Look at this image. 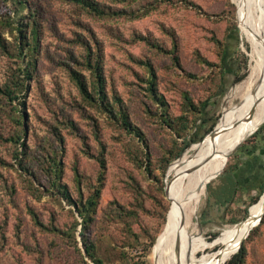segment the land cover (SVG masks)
<instances>
[{
	"label": "rangeland",
	"instance_id": "374dc122",
	"mask_svg": "<svg viewBox=\"0 0 264 264\" xmlns=\"http://www.w3.org/2000/svg\"><path fill=\"white\" fill-rule=\"evenodd\" d=\"M88 1L0 0V264H161L167 187L220 141L223 102L252 66L246 0ZM256 15L264 22V0ZM240 141L193 193L202 264H219L248 214V200L216 205L210 189L264 155V117L231 147ZM73 202L91 217L85 230ZM242 241L244 264H264V220Z\"/></svg>",
	"mask_w": 264,
	"mask_h": 264
},
{
	"label": "bare ground",
	"instance_id": "6f19581e",
	"mask_svg": "<svg viewBox=\"0 0 264 264\" xmlns=\"http://www.w3.org/2000/svg\"><path fill=\"white\" fill-rule=\"evenodd\" d=\"M260 5L261 0H246L242 4L247 32L252 42L253 63L249 72L231 89L223 102L220 122L223 135L220 141L202 158L191 163L167 187L168 198L172 202L171 233L161 264H196L192 242L196 232L193 218L197 213V206L193 202L194 190L198 188L200 194L204 193L208 179L222 170L227 155L238 142L231 147L232 143L256 120L264 117V22H259L256 15ZM202 147L201 145L194 153H199ZM216 166L218 167L210 175ZM260 215H264V192L249 207L247 217L230 228L234 241L225 248L222 254L223 263L231 252L237 250L239 243L249 234ZM162 238L160 236L156 243Z\"/></svg>",
	"mask_w": 264,
	"mask_h": 264
},
{
	"label": "trees",
	"instance_id": "16d2710c",
	"mask_svg": "<svg viewBox=\"0 0 264 264\" xmlns=\"http://www.w3.org/2000/svg\"><path fill=\"white\" fill-rule=\"evenodd\" d=\"M71 1H73V2H75L77 4H79V5L80 4H84L86 2V0H71ZM87 5L92 6L94 4H93L92 1L89 0L87 2ZM238 16H239V13H238V9H237V20H238ZM29 20H30V18H28V20L24 21V23L22 22V24L26 25L27 23H29ZM34 22H37L36 19L32 20V23H34ZM219 45H220L219 56L221 58L222 55L224 54V50H225L224 46H225V44L223 42L219 41ZM156 47L159 48V46H156ZM214 67H217V70H222V63L220 62V60H219V63H216L214 65ZM92 68L94 70L96 83H97V94L98 95H101V94L104 95V82H105V80H104V75L102 73V60L99 59L98 54L96 56V59L94 60ZM154 77L155 76H154V74L152 72V76H151V79L149 81L150 90H153L155 88ZM243 77L241 79H243ZM79 86H80V88L82 90L85 91L84 83L80 82ZM218 90H219V88H218ZM218 90H217V92H218ZM189 140L190 139L184 141L182 147L179 148V151H177V155H179L182 152V150L189 145V143H190ZM231 171H232V168L226 167L224 169L223 173L220 176L221 181L218 183L217 186H213L210 189V191L212 192V196L214 197L213 203H215L216 205L227 206V204L231 203V201L234 199V197L236 195V184H235V180H234V178L232 176ZM208 181H207V183H208ZM99 192L100 191L97 190L95 195L98 196ZM263 192H264V184L262 185L260 190L255 195H253L252 197L249 198L247 203L250 204V205L256 203L259 200V198H260V196L262 195ZM94 198L95 197H92V199L91 198L88 199V203L93 204L94 201H92V200H94ZM73 204L76 206V210L79 212V215L82 217V227H83V230H85V228L89 225L91 217H90L88 212L85 213L86 209H83L84 212L81 210V208L79 206L82 207L83 206L82 204H79V203L77 204V203H74V202H73ZM244 212L247 214L249 212V208H248V210H247V208H244ZM247 215H245V218L247 217ZM263 220H264V215L261 217V220H260L259 224H261L263 222ZM237 221L234 220V222H237ZM236 224H238V223H236ZM168 227H169V225H168ZM81 232H82V236H83V231H81ZM83 241L85 242V239H83ZM152 243H153V241H150V245ZM83 248H84V251H85V253H86V255L88 257H91L93 255L92 249H91L92 248V244L84 243L83 244ZM219 250L214 252L216 254L212 257V261L213 262H216L218 260V258L221 261L222 254L224 252V248H223V250H221V254L219 253ZM245 256H246V248H245L244 242L242 241L240 246H239V248H238V250L235 253H233L231 255V257L224 262V264H244ZM195 261H196L197 264H202L203 263V261L199 260L198 258H196ZM220 261H219V264H220ZM95 262H96V264H102V262L99 259L95 260Z\"/></svg>",
	"mask_w": 264,
	"mask_h": 264
},
{
	"label": "crops",
	"instance_id": "0c3cea01",
	"mask_svg": "<svg viewBox=\"0 0 264 264\" xmlns=\"http://www.w3.org/2000/svg\"><path fill=\"white\" fill-rule=\"evenodd\" d=\"M252 140L253 139L248 140L245 144ZM237 167V164L233 165L231 171L236 184V195L231 203L235 200H239L240 202L247 201L260 190L264 184V155L262 154L256 157L248 164V173L246 176L240 177L236 175L234 172L237 170Z\"/></svg>",
	"mask_w": 264,
	"mask_h": 264
},
{
	"label": "water",
	"instance_id": "95a60500",
	"mask_svg": "<svg viewBox=\"0 0 264 264\" xmlns=\"http://www.w3.org/2000/svg\"><path fill=\"white\" fill-rule=\"evenodd\" d=\"M213 131H214V129L209 133V134H212L213 133ZM246 137H244L243 139H242V141L245 139ZM242 141H240V142H238L237 143V145L232 149V151L227 155V158H228V156L231 154V153H233V151L237 148V146L242 142ZM219 174V173H218ZM218 174H216L214 177H216ZM214 177H212V178H214ZM211 178V179H212ZM251 206V205H250ZM249 208V207H248ZM261 215L257 218V222L254 224V227L255 226H257L259 223H260V220H261ZM242 242V241H241ZM241 242L239 243V245H238V248H239V246H240V244H241ZM238 248H237V250H238ZM236 250V251H237Z\"/></svg>",
	"mask_w": 264,
	"mask_h": 264
}]
</instances>
